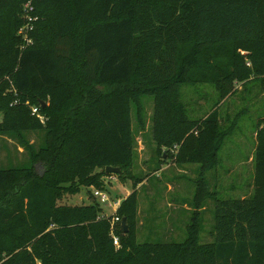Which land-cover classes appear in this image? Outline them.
<instances>
[{
	"label": "trees",
	"instance_id": "16d2710c",
	"mask_svg": "<svg viewBox=\"0 0 264 264\" xmlns=\"http://www.w3.org/2000/svg\"><path fill=\"white\" fill-rule=\"evenodd\" d=\"M27 1L0 0V134L15 137L31 160L0 169V264H264V127L254 193L214 200L209 243H199L195 217L182 242L138 244L141 179L128 172L132 103L150 95L158 150L178 145L176 162L201 165L198 207L204 172L230 132L220 102L235 79L264 84V0H31L37 18L33 42L24 45L18 30ZM201 79L219 100L208 115L190 119L179 89ZM30 131L43 133L37 148L25 136ZM106 166L119 167L118 178L133 180L134 189L103 217L91 189L106 190ZM84 188L81 204L59 203ZM115 216L119 248L110 234Z\"/></svg>",
	"mask_w": 264,
	"mask_h": 264
},
{
	"label": "rangeland",
	"instance_id": "374dc122",
	"mask_svg": "<svg viewBox=\"0 0 264 264\" xmlns=\"http://www.w3.org/2000/svg\"><path fill=\"white\" fill-rule=\"evenodd\" d=\"M246 64L251 65L250 62ZM232 87L231 93L219 105V113L224 121L222 126L230 132L217 152L216 164L204 172L207 191L206 196L201 195L204 191H199L201 200L198 207L195 195L201 172L200 163L176 162L174 154L178 145L171 150H158L152 128V96H142L139 105L132 103L134 149L128 172L133 178L141 179L135 186L137 206L134 233L138 244L182 242L186 238L188 224L195 217L200 221L199 243L212 242L214 200L248 197L254 193L258 129L264 127V84L256 79H235ZM179 91L190 119L208 115L219 100L213 84L202 79L194 84L181 85ZM25 136L37 148L43 133L30 131ZM30 165V156L18 140L0 134V169ZM42 170V166L37 164L36 171ZM103 184L106 185L111 201L108 205L101 204V207L110 215L117 208L114 207L115 202L121 203L134 189L133 180L123 181L117 174H112L103 178ZM83 199H87L85 188L79 193L64 195L59 203L79 205ZM120 246L121 243L115 248Z\"/></svg>",
	"mask_w": 264,
	"mask_h": 264
},
{
	"label": "built area",
	"instance_id": "2783aa9c",
	"mask_svg": "<svg viewBox=\"0 0 264 264\" xmlns=\"http://www.w3.org/2000/svg\"><path fill=\"white\" fill-rule=\"evenodd\" d=\"M34 6L31 2V0H28L23 5V18H24V24L19 28L18 34L22 36V39L24 41V45H29L33 42L32 38L30 37L29 33L33 30L34 24L33 22L36 20V16L33 15ZM23 45V46H24ZM17 101H15L16 103ZM28 103V102H26ZM31 114L36 116L42 123L45 120L44 115L40 112V106L39 105H33L30 106ZM2 122V114L0 113V123ZM93 196L96 198L98 203L101 204H109L111 201L110 195L107 190L92 188L91 189ZM119 201L115 202L114 207L119 206ZM116 209V208H115ZM116 211V210H115ZM113 211V213L115 212ZM112 213V214H113ZM102 216L106 217L107 213L102 211ZM120 221V218L118 216L113 217L111 221V238L114 246H119V237L115 233V223Z\"/></svg>",
	"mask_w": 264,
	"mask_h": 264
},
{
	"label": "water",
	"instance_id": "95a60500",
	"mask_svg": "<svg viewBox=\"0 0 264 264\" xmlns=\"http://www.w3.org/2000/svg\"><path fill=\"white\" fill-rule=\"evenodd\" d=\"M42 107H44V103L41 104ZM105 172L106 173H112V174H117V175H120L122 174V171L119 167H113V166H106L105 168ZM121 229L124 233H127L128 232V226H127V223H126V220L125 218H121Z\"/></svg>",
	"mask_w": 264,
	"mask_h": 264
}]
</instances>
